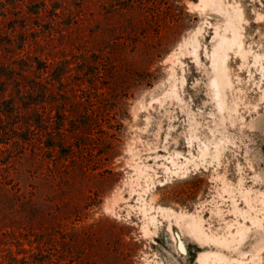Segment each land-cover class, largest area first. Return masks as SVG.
Returning a JSON list of instances; mask_svg holds the SVG:
<instances>
[{
    "label": "rangeland",
    "instance_id": "1",
    "mask_svg": "<svg viewBox=\"0 0 264 264\" xmlns=\"http://www.w3.org/2000/svg\"><path fill=\"white\" fill-rule=\"evenodd\" d=\"M221 3L0 0V264H264V0ZM233 6L248 53L229 50L222 106ZM141 193L247 233L200 244L172 218L176 245Z\"/></svg>",
    "mask_w": 264,
    "mask_h": 264
},
{
    "label": "bare ground",
    "instance_id": "2",
    "mask_svg": "<svg viewBox=\"0 0 264 264\" xmlns=\"http://www.w3.org/2000/svg\"><path fill=\"white\" fill-rule=\"evenodd\" d=\"M205 1L210 4H217L219 8L222 7L221 0ZM225 13L227 14L229 19L228 29L230 30V36H222V38L218 42V45L214 48L212 54V64L215 73L213 84L221 93L220 104L222 106L225 105L223 96H226L227 89L232 87V81L228 72L229 50L236 48V51L242 56V58H245L248 53V51L244 48L242 33L240 29L234 24L236 20L238 21L242 19V10L238 7L233 6L231 12L229 10H225ZM194 52L195 54L197 53L196 50ZM256 57L258 56L256 55ZM170 161L173 163V165H177L173 159H171ZM137 168L140 175L145 173V170L141 167L137 166ZM179 168L183 170V173L188 171L186 164L183 166L180 165ZM148 189L149 185H147V188L144 189L143 192H147ZM139 201L141 202V210L143 212V216L146 219V222L144 224L145 229H148L149 223L157 225L156 215H150V211L156 210L158 212L164 213L169 218L168 231L170 233V238L176 243V245L177 238L172 226V218L181 230L187 228L200 244H213L214 246H219L222 248H230L233 243L235 244V242L237 241L240 242L245 237L248 230V228L244 224L237 222L238 226L236 227L235 231L228 230L226 234L218 235L205 228L204 219L198 214H188L182 211L176 212L173 209L164 208L162 206L156 207L153 204L152 199L148 200L142 193L139 196ZM258 222H260L259 219ZM199 262L200 264H230L231 261L225 254L221 253L220 251L206 250L202 254H200ZM236 264L241 263L236 260Z\"/></svg>",
    "mask_w": 264,
    "mask_h": 264
},
{
    "label": "trees",
    "instance_id": "3",
    "mask_svg": "<svg viewBox=\"0 0 264 264\" xmlns=\"http://www.w3.org/2000/svg\"><path fill=\"white\" fill-rule=\"evenodd\" d=\"M31 104H35V103H31ZM14 124H16V123H14ZM60 128V127H59ZM53 145H51V147H52Z\"/></svg>",
    "mask_w": 264,
    "mask_h": 264
}]
</instances>
